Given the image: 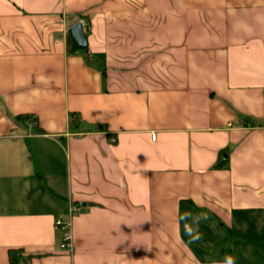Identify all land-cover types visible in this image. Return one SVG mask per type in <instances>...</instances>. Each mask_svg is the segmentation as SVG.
Masks as SVG:
<instances>
[{"label": "crops", "instance_id": "1", "mask_svg": "<svg viewBox=\"0 0 264 264\" xmlns=\"http://www.w3.org/2000/svg\"><path fill=\"white\" fill-rule=\"evenodd\" d=\"M12 251L264 264V0H0V264Z\"/></svg>", "mask_w": 264, "mask_h": 264}, {"label": "built area", "instance_id": "2", "mask_svg": "<svg viewBox=\"0 0 264 264\" xmlns=\"http://www.w3.org/2000/svg\"><path fill=\"white\" fill-rule=\"evenodd\" d=\"M83 27L86 25L83 23ZM153 140H156V135L153 134L152 136ZM77 209L72 208L71 213L75 214L77 213ZM55 230L57 232L62 233L63 237V243L61 245V250L70 252L73 249V244H72V234H71V224L64 222L62 219H57L55 222Z\"/></svg>", "mask_w": 264, "mask_h": 264}, {"label": "water", "instance_id": "3", "mask_svg": "<svg viewBox=\"0 0 264 264\" xmlns=\"http://www.w3.org/2000/svg\"><path fill=\"white\" fill-rule=\"evenodd\" d=\"M70 33L80 48H82L83 50L88 49V41L83 32V26L81 23H78L75 26H73L71 28Z\"/></svg>", "mask_w": 264, "mask_h": 264}, {"label": "trees", "instance_id": "4", "mask_svg": "<svg viewBox=\"0 0 264 264\" xmlns=\"http://www.w3.org/2000/svg\"><path fill=\"white\" fill-rule=\"evenodd\" d=\"M23 119H28L27 116H23ZM219 167V166H218ZM31 258H22L20 256V252L17 251H12L10 252V260H9V264H21V263H28L30 262Z\"/></svg>", "mask_w": 264, "mask_h": 264}, {"label": "clouds", "instance_id": "5", "mask_svg": "<svg viewBox=\"0 0 264 264\" xmlns=\"http://www.w3.org/2000/svg\"><path fill=\"white\" fill-rule=\"evenodd\" d=\"M229 264H231V260L229 259Z\"/></svg>", "mask_w": 264, "mask_h": 264}]
</instances>
